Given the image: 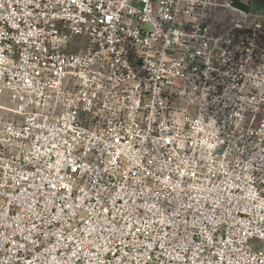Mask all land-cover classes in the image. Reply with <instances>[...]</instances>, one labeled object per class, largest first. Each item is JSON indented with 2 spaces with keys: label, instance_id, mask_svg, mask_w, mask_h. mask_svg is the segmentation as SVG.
Masks as SVG:
<instances>
[{
  "label": "built area",
  "instance_id": "built-area-1",
  "mask_svg": "<svg viewBox=\"0 0 264 264\" xmlns=\"http://www.w3.org/2000/svg\"><path fill=\"white\" fill-rule=\"evenodd\" d=\"M0 264H264V15L0 0Z\"/></svg>",
  "mask_w": 264,
  "mask_h": 264
},
{
  "label": "crops",
  "instance_id": "crops-1",
  "mask_svg": "<svg viewBox=\"0 0 264 264\" xmlns=\"http://www.w3.org/2000/svg\"><path fill=\"white\" fill-rule=\"evenodd\" d=\"M234 3L252 14L264 15V0H233Z\"/></svg>",
  "mask_w": 264,
  "mask_h": 264
}]
</instances>
